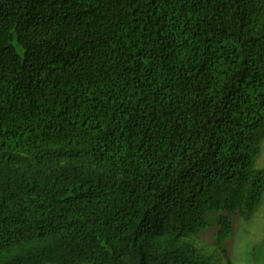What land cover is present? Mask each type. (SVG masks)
<instances>
[{
  "label": "trees",
  "instance_id": "trees-1",
  "mask_svg": "<svg viewBox=\"0 0 264 264\" xmlns=\"http://www.w3.org/2000/svg\"><path fill=\"white\" fill-rule=\"evenodd\" d=\"M263 141L264 0H0V264H232Z\"/></svg>",
  "mask_w": 264,
  "mask_h": 264
},
{
  "label": "rangeland",
  "instance_id": "rangeland-1",
  "mask_svg": "<svg viewBox=\"0 0 264 264\" xmlns=\"http://www.w3.org/2000/svg\"><path fill=\"white\" fill-rule=\"evenodd\" d=\"M256 168L264 171V141L256 160ZM214 234L215 228L210 227L192 242L199 246L204 255L210 256L212 264H228L214 247L209 246L213 244ZM227 248L232 264H264V195L260 206L249 221H235Z\"/></svg>",
  "mask_w": 264,
  "mask_h": 264
}]
</instances>
